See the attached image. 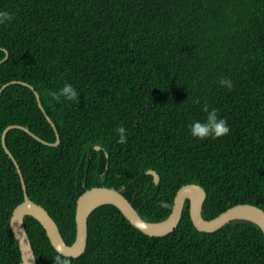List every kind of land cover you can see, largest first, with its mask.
I'll list each match as a JSON object with an SVG mask.
<instances>
[{
  "label": "trees",
  "instance_id": "1",
  "mask_svg": "<svg viewBox=\"0 0 264 264\" xmlns=\"http://www.w3.org/2000/svg\"><path fill=\"white\" fill-rule=\"evenodd\" d=\"M0 11L12 14L0 23V89L17 81L0 95V264H22L11 218L25 199L4 130L21 125L57 140L36 92L60 143L19 128L6 143L29 197L67 244L79 199L94 187L119 190L148 221L166 219L191 183L206 190V219L239 204L264 210V0H0ZM66 83L80 92L77 101L51 95ZM205 104L227 118L230 134L192 136ZM24 222L38 264H58L57 256L61 264H264L259 225L235 220L202 231L190 199L164 236L144 233L114 205L98 207L78 257L61 254L35 217Z\"/></svg>",
  "mask_w": 264,
  "mask_h": 264
},
{
  "label": "water",
  "instance_id": "2",
  "mask_svg": "<svg viewBox=\"0 0 264 264\" xmlns=\"http://www.w3.org/2000/svg\"><path fill=\"white\" fill-rule=\"evenodd\" d=\"M5 52L7 53L5 59H7L9 57V54L7 50H5ZM14 83H17V81H11L4 84L0 89V95L6 87ZM21 83L31 87L35 91V88L27 82ZM36 96L39 107L44 111L47 119L53 125L54 129H56V142H47L31 132L27 127L21 125H10L4 130L3 133V146L17 166L18 172L22 178L24 188L25 199L14 209L11 218V228L19 243L22 264H38L33 243L24 222V219L27 215L35 217L46 230V233L48 234L52 245L61 254L69 257H77L85 252L88 244V222L90 215L95 209L103 205L116 206L132 224H134L144 233L152 236L168 235L176 229V227L180 223L184 204L187 199H190L192 219L195 225L202 231L214 232L222 228L229 222L235 220H249L259 225L264 232V210L252 204H239L227 209L216 218L206 219L203 216V207L207 197V193L206 190L198 184L191 183L182 186L177 193L173 211L166 219L161 221L145 220L139 214L138 210L131 203V201L119 190L108 187H94L87 190L79 199L76 213V238L73 244H67L57 222L51 216V214L43 206L36 203L29 197L21 168L6 143V135L10 130L15 128L25 130L45 144L58 145L60 143V134L57 132L56 124L47 114L38 92H36ZM97 148L99 149L100 146H97ZM148 173L154 176L155 182H159L160 175L156 170H148Z\"/></svg>",
  "mask_w": 264,
  "mask_h": 264
},
{
  "label": "clouds",
  "instance_id": "3",
  "mask_svg": "<svg viewBox=\"0 0 264 264\" xmlns=\"http://www.w3.org/2000/svg\"><path fill=\"white\" fill-rule=\"evenodd\" d=\"M12 14L7 11H0V23H4L11 19ZM219 83L228 89L234 87L232 79L227 77H221ZM51 95L57 101L72 102L77 101L80 97V92L71 83H66L59 91H53ZM203 111L206 113V117L203 120H196L189 125L191 134L193 137L204 140L208 138H220L227 136L231 132V127L226 117H222L219 113V109L210 107L205 104ZM119 133V140L121 143L127 142V129L123 125L117 129ZM56 260L58 264H61V257L57 256ZM62 264H68L67 260H63Z\"/></svg>",
  "mask_w": 264,
  "mask_h": 264
},
{
  "label": "bare ground",
  "instance_id": "4",
  "mask_svg": "<svg viewBox=\"0 0 264 264\" xmlns=\"http://www.w3.org/2000/svg\"><path fill=\"white\" fill-rule=\"evenodd\" d=\"M132 203V202H131ZM174 208V207H173ZM184 210V209H183ZM173 211V210H172ZM182 215H183V212H182ZM181 219H182V216H181ZM181 221V220H180Z\"/></svg>",
  "mask_w": 264,
  "mask_h": 264
},
{
  "label": "rangeland",
  "instance_id": "5",
  "mask_svg": "<svg viewBox=\"0 0 264 264\" xmlns=\"http://www.w3.org/2000/svg\"><path fill=\"white\" fill-rule=\"evenodd\" d=\"M186 202V201H185ZM191 204V203H190ZM184 206H185V204H184ZM149 235V234H148ZM150 236H152V235H150ZM78 257V256H77Z\"/></svg>",
  "mask_w": 264,
  "mask_h": 264
}]
</instances>
